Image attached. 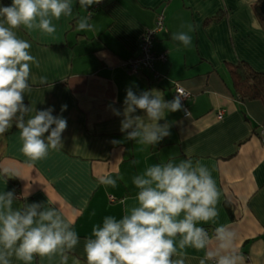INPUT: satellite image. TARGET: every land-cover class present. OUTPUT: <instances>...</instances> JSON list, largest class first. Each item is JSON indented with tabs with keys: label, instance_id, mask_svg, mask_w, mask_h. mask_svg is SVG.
Returning a JSON list of instances; mask_svg holds the SVG:
<instances>
[{
	"label": "crops",
	"instance_id": "0c3cea01",
	"mask_svg": "<svg viewBox=\"0 0 264 264\" xmlns=\"http://www.w3.org/2000/svg\"><path fill=\"white\" fill-rule=\"evenodd\" d=\"M256 1L101 0L84 9L74 0L73 15L53 21L54 35L18 31L39 61V67L31 66L33 90L25 94V105L53 107L52 114L66 118L67 128L63 147L31 167L15 124L0 136V169L19 173L0 175V192L14 191V207L33 202L59 207L81 241L69 264H86L83 241L94 225H102L107 215L122 217L123 202L135 203V175L152 164L188 158L211 170L221 192L217 223L201 226L214 235L217 226L228 225L237 233L242 264H264V103L237 99L228 67L242 61L264 73V32L254 13ZM220 11L226 13L222 20L205 23ZM88 13L94 30L77 31L78 18ZM159 15L164 28L156 34L154 52L165 59L132 74L125 63L140 56L141 40ZM188 24L198 27L189 33L191 46L184 47L171 36L187 31ZM177 85L192 97L182 110L166 115L170 136L155 146L128 140L120 130L123 117L109 105L114 102L122 111L128 88L137 94L156 89L171 101ZM62 105H67L63 112ZM136 114L145 113L138 109ZM104 175L116 179L117 186L100 184ZM187 251L186 264H199L204 256ZM34 264L47 261L37 258Z\"/></svg>",
	"mask_w": 264,
	"mask_h": 264
},
{
	"label": "clouds",
	"instance_id": "9594fccd",
	"mask_svg": "<svg viewBox=\"0 0 264 264\" xmlns=\"http://www.w3.org/2000/svg\"><path fill=\"white\" fill-rule=\"evenodd\" d=\"M99 3L101 0H79L84 9ZM73 4L74 0H12L10 5H0V136L15 124L21 152L30 167L63 147L67 120L54 116L53 107L37 110L32 104L25 105V94L33 90L31 66L39 67V61L30 52L31 43L17 33L24 29L54 35L57 25L53 21L71 17ZM91 15L78 18L77 31L94 30ZM197 27L188 24L187 31L173 33L171 39L190 47L189 33ZM40 82L46 83V78L41 77ZM183 97L178 92L165 101L159 90L137 94L128 88L123 110L115 108L114 102L109 107L114 115L123 117L120 130L128 140L155 146L170 136L166 115L182 110ZM66 108L62 105L61 112ZM138 109L145 114H136ZM161 120L165 122L159 123ZM0 175L19 177L9 167L0 169ZM99 183L117 186L110 175L99 177ZM132 183L138 190L135 203L123 202L122 217L105 216L102 225H94L84 239L86 264H186L189 248L204 253L199 264H242L233 229L221 224L210 235L201 226L217 223L221 196L206 165L191 158L156 163L135 175ZM17 199L14 191L0 192V264H34L37 258L47 264H69L81 242L73 222L55 205L33 202L14 207ZM73 264L77 262L73 260Z\"/></svg>",
	"mask_w": 264,
	"mask_h": 264
},
{
	"label": "trees",
	"instance_id": "16d2710c",
	"mask_svg": "<svg viewBox=\"0 0 264 264\" xmlns=\"http://www.w3.org/2000/svg\"><path fill=\"white\" fill-rule=\"evenodd\" d=\"M262 2L263 0L256 1L254 4V13L258 17L264 32V15L260 10ZM2 3L3 5L11 4L8 0H2ZM225 15L226 13L224 11H220L205 23L208 25L211 22H218L222 20ZM228 67L235 97L239 100L261 101L264 103V73L255 70L251 65L242 61ZM230 207L229 203L226 202V208L229 211Z\"/></svg>",
	"mask_w": 264,
	"mask_h": 264
},
{
	"label": "built area",
	"instance_id": "2783aa9c",
	"mask_svg": "<svg viewBox=\"0 0 264 264\" xmlns=\"http://www.w3.org/2000/svg\"><path fill=\"white\" fill-rule=\"evenodd\" d=\"M163 28L164 17L162 15H159L155 23V28L153 30H148L141 40L140 56L136 59H131L125 63L128 72L138 75L144 70L153 69L156 60L165 59L164 55H157L154 52V42L156 34L162 31ZM175 91L176 95L178 94V92L184 94L185 97L182 98L183 105L192 97V94L190 92H188L179 85L176 86ZM223 116V112L218 115L220 120L223 119ZM262 135L264 136V131L262 132Z\"/></svg>",
	"mask_w": 264,
	"mask_h": 264
},
{
	"label": "water",
	"instance_id": "95a60500",
	"mask_svg": "<svg viewBox=\"0 0 264 264\" xmlns=\"http://www.w3.org/2000/svg\"><path fill=\"white\" fill-rule=\"evenodd\" d=\"M260 10H261V13L264 15V0L260 5Z\"/></svg>",
	"mask_w": 264,
	"mask_h": 264
}]
</instances>
